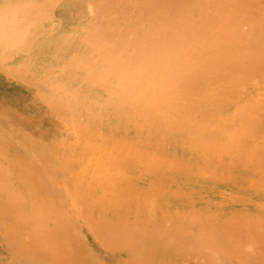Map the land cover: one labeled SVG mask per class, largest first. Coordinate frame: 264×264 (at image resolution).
<instances>
[{"label":"bare ground","instance_id":"6f19581e","mask_svg":"<svg viewBox=\"0 0 264 264\" xmlns=\"http://www.w3.org/2000/svg\"><path fill=\"white\" fill-rule=\"evenodd\" d=\"M39 1L40 0H20L19 3L13 4L14 6L12 5L13 2H10L12 6L5 8L6 4H4L5 7H0V70L14 78L27 81L28 83L32 82L42 87V94L48 103L49 113H52L53 116L57 117L60 121L61 128L63 129V136L58 141V144L53 145V143L44 145L35 140L37 139L36 137H34L35 139H31L23 132L17 134V130L13 125H9L8 127L0 126V223H8L0 236V253L7 254L9 249L6 247H9V244L16 245L18 247L17 250H14L13 254L10 252L12 254L10 256H12L13 259L12 262L10 261L11 264H97L95 262L97 260L94 259H92L94 263H90L89 253L83 248L79 237L80 234L78 233L79 231H77L79 220L83 222V225L89 228L88 230L98 237L106 248H109L111 251L119 252L120 255H125L126 264H154L153 256L151 253H148L149 251L145 246L146 237L149 236L146 234L151 231L155 236H160L164 231L162 232L163 224L161 222L156 223L155 226H147L149 220L145 218L143 213L146 212V215H148L152 205V198L156 195L155 192L159 191L161 188L158 185H150V183L142 182V180L151 173L159 174L164 177L165 180H170L171 182L174 177H177L176 175L197 176V174H204V177L211 176L224 182L238 181V178L241 177L240 181L250 180L249 182H252L251 184L254 186H264V116L260 117V115H258L259 110L257 103V105L255 103H248L245 106L238 105L234 107V101H237L235 95L233 97V102L226 101L228 99L224 98L225 96L227 98H229L228 96H230V98L233 96V94H231V96L228 92L230 90L229 86H231L230 84L233 81L242 83L239 84L236 82L235 84L233 82L234 84L232 85H240L241 87L243 84L247 86H252V84H254V88H256L255 90L250 89L251 91L249 89L248 91L247 89L244 90L243 88L242 91H240L241 87L240 90L238 88L237 92V87L235 86L237 97H239L240 92L244 93L245 91H250L253 93L252 95H254V93H257V90L259 91L261 88H264L262 87L264 86L262 85L264 83V20L262 22H254L252 25L250 24L252 28H250L249 31H245V28H243L244 25L248 23V17L252 19L251 16L254 12L253 10H249L252 3L256 4L262 2L261 5H263L264 0H229L232 1L231 5L228 1L229 7L232 6L235 11L238 9L234 19H231L233 21L229 22V24L225 23L217 27L216 23V27L211 26L209 29H206V26V31H200L202 36L200 35L199 37L192 35L194 33L190 31L191 28L189 27L190 29H188V31L184 30L186 33L183 34L184 36L181 40L183 41L182 44H180L181 41H179L180 38H178L180 34H178L179 31H177L178 36L174 34L175 38L174 35H172L174 39L170 40L171 43L169 41V45L167 44V46H165L164 43L167 42H161L164 44H160V46H163V49L162 47H158L160 52L163 50L165 51L166 48L169 50H167L165 54H162L163 56H160L158 53L159 50H151L152 52L149 50L150 53L148 51V53H146L144 49L146 55L143 57L145 58L139 61L136 60L137 62L135 61V63L131 62L132 64L129 65L127 62V66L121 70H128L130 73L127 77L126 73L123 75L125 79L121 78L120 75H116L118 73H112L116 77L119 76L118 78L120 80L123 79L121 81H124V83L121 85L120 89L118 88L120 87L119 85L117 87L118 90L112 91L110 89L113 84L112 82H115V77H112L113 75L111 74L112 71L109 72L113 66H110V69H108L109 71L107 70L104 72H109L112 76L102 72L103 78L106 75L109 76H107L109 79L106 81V78L100 80V82L103 83L99 81L96 83V79H94V83L92 79L94 77L92 75L91 78H87V82L99 85L98 89L103 86H106V89L102 88V90H98L96 88L95 91H90L91 89L88 88L89 91H86L88 89L84 88V90H81L83 88L79 86L81 93H79V91H72L74 89L70 87V81L75 79L73 78L76 75H74V73L79 71L82 65L77 67L74 64L75 61L72 60L73 58L71 59L69 56L67 58L66 56L65 58H55L52 62L50 61L51 63L48 62L49 60L46 61L52 45H56L60 41L55 40L56 36H50L47 39L40 40L42 33L47 30L46 27L45 30L42 29L44 23L42 24L41 22L49 18L51 10H54L53 8L57 0H55V3H52L51 0H47V2L42 1L43 3ZM80 1L82 0H68L66 5H63L65 7L64 10H62L66 12L65 16L71 14L78 17L79 12H77V9ZM193 1L191 2H193V4L196 3V5L200 3V5H197L199 9L200 7L205 8V6L208 5V1L206 0V2H203L204 4L206 3V5L203 4L204 6H202V0ZM220 1L222 2V0ZM155 2L157 1L155 0ZM170 2L172 6L184 2L185 4L183 3L182 5L183 7L185 5L186 9H189L191 6L189 0H178L175 1L174 4H172L173 0H170ZM209 2L211 1L209 0ZM212 2H214V0ZM217 3H219L218 0ZM158 4H161L163 7H160L161 5ZM158 4L155 6L157 11L154 10V6L152 7L154 11L152 12L155 13V15L151 13L153 15V17L151 15V19L152 22L156 20L160 25L162 19H166L162 17L160 22L157 21V13L160 9H167L172 6H170L169 3L162 4V1L158 2ZM81 6L83 5L81 4ZM178 7H180V5ZM183 7L179 8V10L176 9V7L173 8L177 10V12L181 11V14L178 13L179 16H176V19L181 18L182 23L185 21H183L184 16L187 18L189 15L187 13H190L195 5L192 6V8L190 7V11L188 9L183 10ZM150 9V7L147 9L149 14L152 10ZM262 9H264V6ZM166 11L168 10H164L163 13L165 14ZM144 13H146L145 10ZM183 13L186 14L182 15ZM216 13H219V11ZM81 14L82 13H80V15ZM221 14L222 12L218 15ZM146 16L145 14V17ZM154 16L157 17V19L155 18V20H153ZM166 16L164 17L167 18L168 21L170 16L168 13ZM207 16L210 15L208 14ZM138 17L139 19L141 18L139 15ZM142 18L144 17L142 16ZM190 18L191 17H189V19ZM94 19L96 18L92 19L93 22H96ZM172 19H169V21H177L174 19V21H172ZM145 21L147 20H144V22ZM148 21L151 22L149 16ZM186 21L184 24H188L189 21ZM90 22L92 21L90 20ZM152 22L147 25L151 26L153 24ZM164 22L162 21V23ZM177 22L179 25V20ZM59 23L61 24V20ZM177 24L169 26L172 29V26H177ZM165 25L168 26L167 22ZM187 27L184 29L187 30ZM109 28L110 27H108V29ZM133 28H135L134 25ZM86 29L89 28L86 27ZM165 29H167V27ZM165 29H161L160 32ZM62 30L63 29L58 32H64L66 29ZM70 30L71 29H69V32ZM77 30L79 29L77 28ZM136 30L135 28V31ZM168 30H165L166 35ZM102 31L101 33L97 32L95 37L96 41L100 40L101 43L105 37H109L103 34ZM105 31H107V28ZM150 31V34L154 33L152 30ZM125 33L123 35L126 37ZM63 34L65 35V32ZM162 34L166 36L164 33ZM247 34L250 35L247 36ZM158 35H156V37H150V39L158 38L157 40L159 41L160 38ZM163 35L162 37H164ZM57 36L59 37V35ZM61 36L64 37L63 35ZM250 36L254 43L252 49L246 53H240V38ZM110 37L113 36L111 35ZM83 39L84 37L82 41ZM110 39L113 40V38ZM121 39H119L120 46L117 45L118 42L117 44L115 42V44L117 48L122 51L121 53H126V42L124 44L122 42L123 39ZM75 41H77V39ZM110 42L109 40L108 43L111 48H114L113 50L107 46L108 43L103 46L100 44V49L102 50L105 47L107 49L108 47L115 52L117 49L115 48L116 45L114 46V44H112L111 46ZM176 42H180L179 44L181 46L177 47L176 44L178 43ZM122 43L124 47L121 46ZM152 43L153 41L151 44ZM147 44H149V42ZM127 45L128 47L129 45L132 46V43ZM156 45L157 44L153 45V47L155 46L154 49H156ZM243 45H241V47ZM120 47L124 49L122 48L121 50ZM144 47L148 46L145 45ZM79 48L81 49V47ZM100 49H97L96 52ZM110 49L105 51L108 53ZM141 50H143V47ZM19 51H21L19 55L22 59L17 57V52ZM14 52L16 53L15 58L11 59ZM57 52L59 53V51ZM102 52L104 54L106 53L104 51ZM110 52L111 51H109V53ZM142 52L143 51H141V53ZM53 53L54 51L52 54ZM58 53H56V55ZM127 53L124 55L127 56ZM110 54L112 55V53ZM91 55L92 54H90V56ZM117 55L119 57L118 53ZM94 56L92 59L97 58ZM82 57L81 59H83ZM52 58H50V60ZM111 59L112 58H110V61ZM114 60L116 59L114 58ZM90 61L92 60H87V62ZM128 61L131 60L129 59ZM103 62L101 61V63ZM52 64L63 65L70 70L67 71V69L55 74L56 71H52V67L55 66ZM85 64L86 62L84 63L86 67L87 65ZM95 64L88 65L86 68L91 70ZM123 65H125V63H123ZM89 66L92 67L90 68ZM102 66H104V64ZM114 66L116 67L117 65L114 64ZM96 69L98 71L100 68ZM105 69L107 68L105 67ZM82 70L84 71L85 68L82 67ZM92 71L93 70H91V72ZM91 72L90 74H92ZM237 72L241 73L239 74V79L241 75V80L239 81L238 77L235 78ZM174 73L176 74L174 77L177 79L172 77ZM170 74L173 75L170 76ZM95 75L97 76V74ZM101 77L102 76H100V78ZM89 79L92 80L89 81ZM117 80L118 79H116V81ZM120 80H118L119 83H121ZM94 85H92V89L97 87ZM113 88H116V86ZM231 92L233 93L232 90ZM215 95L219 96V98H214L213 96ZM221 96H223L225 100L220 99ZM250 97L242 99L241 103L245 101L249 102L251 100ZM252 100L254 99L252 98ZM262 106L264 107L263 104ZM36 108L38 109V107ZM23 110L30 114V116L34 113H38L34 106L31 109L23 108ZM231 110L234 111V114ZM229 111L232 112L233 116H231V113L228 115L227 112ZM262 111H260V113H262ZM17 113H19V111ZM5 117L6 115L4 114V118ZM28 120L31 119L28 118ZM132 132H134V134H132ZM19 146H22V149ZM227 146L230 147L229 150L234 149H231V146L238 147L239 153H241V156H239L238 153L239 159L243 157L248 161V169L243 175L234 178L233 175L229 174L220 175L214 168H208L209 170L205 169L206 167L203 169L200 168L199 164H201L200 161L202 158L206 156L205 161L209 162L211 161L210 156L220 151L222 152ZM175 148L192 149L186 156H177L175 154ZM229 152L231 151H228V153ZM237 152L236 154H231L237 157ZM217 159L220 158L218 157ZM217 159L215 164L218 162ZM247 161H245V163H247ZM240 163L242 165L244 164V162ZM242 165L239 164L240 167ZM226 167L223 168L225 169ZM55 169H60L61 175L59 178L55 177ZM231 169L232 168H230V170ZM254 177L259 178L255 179ZM163 190V194L167 193L165 187ZM140 208L142 211L140 210L139 212V218L135 219L137 214L136 210L139 211ZM133 209L135 210L134 213L132 212ZM153 212L156 214L155 210ZM221 217H226L227 220L223 221ZM152 218L154 219V217H151L150 220H152ZM236 219L245 220L246 218L244 219V215H241V213L236 215V213H228L219 210L210 211L206 214H197L190 218L184 215L178 220L176 225L167 224L173 229L168 232L167 235L169 240L167 239L166 244L169 242L172 244L171 247L169 245L170 243L168 244L169 246L167 245L170 248H166V253L169 252V254H171L168 250L171 248L173 249L175 245H178L179 249H181L184 246L188 247L190 244L192 246V244L195 243L200 247L202 258V251L204 249L208 251V253L204 254L206 255L204 259L207 258L206 263L203 261L204 264H226L230 259L229 256L233 253L227 252L230 249L229 247L234 245L233 238L237 232L234 234L232 222ZM257 219L245 220L247 224L246 228L249 227L247 229L248 234L245 233V235L248 236L251 234L252 237L248 236V239H251L252 242L253 240L261 242L260 239L264 238V233L260 231L261 229H258L260 228L258 225L261 226L263 223H260ZM191 222H193V225ZM150 223L149 221V224ZM220 224L223 228L218 226ZM194 226L198 234L197 237L195 236V242L194 240L190 241L192 238L187 237L189 235L191 236L189 228H194ZM243 227H238L241 229L239 232L245 231V225ZM187 232L189 235H187ZM260 232L262 234H260ZM152 233H150L149 239L151 236L153 237ZM81 234L83 235L85 233ZM242 234L239 235V239L241 240L240 243H242L241 236L244 235ZM259 234L263 235L262 238ZM247 236H245V238H247ZM253 237L255 239H252ZM188 238H190V240ZM257 238L260 239L258 240ZM162 242L163 241H161V244ZM256 242L250 244L254 246ZM259 242L258 245L256 243V246L262 250V253L264 249H262L263 246H261V244L263 243L264 245V241L261 243ZM180 245L182 247H180ZM242 245V250L241 248L237 249L235 247L237 252L239 250L242 251V254H240L241 252L239 253L241 256L246 252L244 248L245 244L242 243L241 246ZM198 246L196 249L199 250ZM14 247L15 246H13V248ZM185 247L184 249L186 250ZM235 248H231L230 250H235ZM162 249L161 247V250ZM137 252L140 254L137 255ZM166 253L164 251V254ZM262 255L263 256L259 260L257 259V261L251 259L253 262H250L247 257L248 260L246 261H249V263L242 261V264H264V254L262 253ZM233 256H231L232 259ZM246 256L247 254H244L245 258ZM169 257L168 255L167 258ZM120 259H124V257ZM166 260L163 261V263H165ZM168 261L171 263V259H168ZM1 262H3V260L0 261V263ZM4 262H6V264L9 263L7 260ZM165 264H167V262Z\"/></svg>","mask_w":264,"mask_h":264},{"label":"rangeland","instance_id":"374dc122","mask_svg":"<svg viewBox=\"0 0 264 264\" xmlns=\"http://www.w3.org/2000/svg\"><path fill=\"white\" fill-rule=\"evenodd\" d=\"M10 0H0V3H1V5H0V7L1 6H3V7H5L4 6V4H6V7L5 8H7V7H9V6H12L13 4L15 5V4H17V3H19L20 2V0H11L10 2H13L12 3V5H11V3L9 2ZM15 1V2H14ZM41 1V2H40ZM39 2L40 3H43V2H47V0H40ZM43 1V2H42ZM52 1V3L54 2L55 3V0H51ZM64 0H57L56 1V5H54V10H51V14H50V16H49V18H47L46 20H42V24L44 25L43 26V28L42 29H44L45 30V27H46V31H44L43 33H42V36H41V38H40V40L41 39H47L48 37H50V36H56V39L55 40H57V41H60V42H56V43H54V44H56V45H58V46H56V45H52V48H51V50L49 51V53H48V51H47V53H48V57L46 58V61L47 60H49L48 62L49 63H51L52 62V60H54L55 58H65V56H66V58L69 56V58H73L72 60L73 61H75L74 62V64L77 66V67H80L81 65H82V67L83 68H85V70L83 71L82 70V67H80L81 69L79 70V71H76L75 73H74V77L73 78H75V79H73V80H71L70 81V87L72 88V89H74V90H72L73 92H78L79 91V93H81V90H84V88H86V89H91L90 91H95L96 90V88L98 89L99 87V85H94V84H92V82H87L88 81V77H90L91 78V75L94 77V78H92L93 79V81H94V79H96L97 80V82L96 83H98V81L100 82V80H102V78H103V73L104 74H108L109 76H112L113 74H116V73H118V74H116V75H120L121 76V78H123V79H125L124 77L125 76H123V75H125V73L127 74L126 75V77L130 74L129 72H128V70H126V71H121V70H123L124 69V67H126L127 66V62H128V65L129 64H132V63H135V61L137 60V61H139L140 59H143V58H145V57H143V56H145L146 55V53H148L149 52V50L151 51V50H155V51H158V53L160 54V56H163L162 54H165L166 52H167V48H166V50L164 51H161L160 52V49L158 48V47H162V49H163V46H160V44H163L164 42H167V43H164L165 44V46H167V44L169 43V41L170 40H172V39H174V37H175V35H177L178 36V34H180L179 36H178V38H180V40L179 41H181L182 39H183V34H185L186 32L185 31H188V29H190V31L191 32H193L194 34H192V35H194L195 37L196 36H200L202 33V31L204 32V31H206V29H209V27L211 28V26H213V27H216V23H217V27L218 26H220L221 24H225V23H228L229 24V22H231V21H233V20H231V19H234V16H235V14L238 12V9H237V11H235V9L231 6V7H229L231 4H232V1H229V0H222V2L220 1V0H218V2L219 3H217V0H214V2H212L213 0H210L211 2H209V0H206V1H208L207 2V4L208 5H206V3L204 4L203 2L205 1V0H202L201 1V3H202V6H204V5H206L205 6V8H201L200 7V9H199V7H197V5H200V3L199 4H197L196 5V3L195 4H193V0H189L190 2L191 1H193V2H191V3H189L191 6V8H192V6H194L195 5V7H193L192 9H191V12L189 13L188 11V13L187 14H189L188 15V17L187 18H185V16H184V18H183V21L185 20H187V21H189L188 22V24L187 23H185L184 24V22L182 23V19L181 18H179V19H176V16L178 17L179 15H178V13H180L179 11L177 12V10H174L173 8L174 7H176V9H178L179 10V8H182L183 7V3L184 2H182L181 4L179 3L178 5H176V6H172V5H170V0H160V1H162V4H168L169 3V5L170 6H172L171 8L170 7H168L167 9L165 8H163L162 10L159 8V6H158V8L160 9V13L158 12L157 13V17H158V19H157V17H155L154 16V18H153V20H155V18L157 19V21H159L160 22V20L162 19V17L164 18V19H166V20H163L162 19V21L164 22V23H162V21H161V23H160V25L156 22V20L154 21V22H152V19H151V13H153L154 11H153V9H152V7L154 8V10H156V8H155V6H157V4H158V2H160V1H158V0H156L157 2H155V0H97V2H96V0L94 1V0H82V1H80V3H79V6H78V9H77V12H79V16L78 17H76V15H71V14H67V16H65V14H66V12H63L62 10H64V7L65 6H63V5H66V2L68 1V0H65L64 2H63ZM172 1V0H171ZM175 1H178V0H173V3L172 4H174V2ZM185 1H187V0H185ZM197 1H199V0H197ZM196 1V2H197ZM205 1V2H206ZM227 1V2H226ZM230 2V5H228V3ZM9 2V3H8ZM62 2H63V4H62ZM93 4H92V3ZM221 2V3H220ZM225 2H226V4H225ZM8 3V4H7ZM177 3V2H176ZM261 3L262 2H260V3H256V4H254V3H252V5L250 6V9L249 10H253V15L251 16V18L253 19H250L249 17H248V23H247V21H246V25H244V27L243 28H245V31H249L250 30V28H252L251 27V25H252V23H254V22H262L263 20H264V9H262V7L264 6V3H263V5H261ZM81 4L83 5V6H81ZM86 4V5H85ZM185 4V3H184ZM193 4V5H192ZM204 4V5H203ZM218 4V5H217ZM222 4V5H221ZM13 5V6H14ZM61 5V6H60ZM85 5V6H84ZM158 5H161V4H158ZM180 5V7H178ZM182 5V6H181ZM188 5V4H187ZM63 6V7H62ZM168 6V5H167ZM166 6V7H167ZM189 6V5H188ZM217 6V7H216ZM254 6H256V7H254ZM84 7H85V9H84ZM151 8L150 10H151V12H150V14H149V12H147V9L148 8ZM160 7H163L162 5L160 6ZM165 7V6H164ZM178 7V8H177ZM190 7H189V9H190ZM223 7V8H222ZM216 8V9H215ZM218 8H220V9H218ZM225 8V9H224ZM258 8H259V10H258ZM81 9V10H80ZM84 9V10H83ZM170 9V10H169ZM172 9V10H171ZM188 9V8H187ZM186 9V7H185V5H184V7H183V10H187ZM188 9V10H189ZM202 9V10H201ZM65 10H66V8H65ZM83 10V11H82ZM144 10H145V12L146 13H144ZM164 10H168V11H166L165 12V14L163 13L164 12ZM182 10V11H183ZM256 10V11H255ZM54 11V12H53ZM55 11H57V12H55ZM87 11V12H86ZM153 11V12H152ZM157 11V10H156ZM174 11V12H173ZM190 11V10H189ZM219 11V13H221L222 12V14L221 15H218L219 13H216V12H218ZM142 12V13H141ZM163 14H162V13ZM175 14V16H174V14ZM246 12H248V11H246ZM256 12H257V14H256ZM80 13H82L81 15H80ZM95 13V14H94ZM104 13V14H103ZM141 13V14H140ZM169 14V16L170 17H172L174 20H179V22H180V24L178 25L177 23V21H175V22H171V21H169V19L171 20L172 18H170L169 17V19H168V21H167V18H165L164 16H166V14ZM176 13H177V15H176ZM212 13V14H211ZM233 13V14H232ZM57 14H60V15H57ZM93 14V15H92ZM97 14V15H96ZM145 14L147 15L146 17H145ZM162 14V15H161ZM181 14V13H180ZM184 14H186V13H183L182 15H184ZM210 15V16H207V15ZM250 14V13H249ZM78 15V14H77ZM100 15H103V16H100ZM138 15L141 17L140 19H139V17H138ZM153 15H155V13H153ZM153 15H152V17H153ZM182 15H180V16H182ZM231 15V16H230ZM70 16V17H69ZM82 16V17H81ZM105 16V17H104ZM142 16L144 17V18H142ZM148 16H149V20H151V22L154 24H152L151 26L150 25H147V24H151V22H149L148 21ZM207 16V17H206ZM96 18V19H94V21H96V22H93V18ZM98 17V18H97ZM166 17H168V16H166ZM189 17H191L190 19H189ZM202 17V18H201ZM204 17V18H203ZM215 17V18H214ZM61 18V19H60ZM62 18H64V19H62ZM66 18H68V19H66ZM138 18V19H137ZM147 18V19H146ZM206 18V19H205ZM222 18V19H221ZM51 21H50V20ZM74 19V20H73ZM172 19V21H174ZM210 19V20H209ZM220 19V20H219ZM61 20V24L59 23V21ZM73 20V21H72ZM90 20L92 21V22H90ZM136 20H137V22L139 23H137L136 22ZM144 20H147L148 21V23H147V21H145L144 22ZM224 20V21H223ZM229 20V21H228ZM251 20V21H250ZM77 21V22H76ZM186 21V22H187ZM215 21V22H214ZM223 21V22H222ZM55 23V24H53V23ZM81 22V23H80ZM89 22H90V24H89ZM113 22V23H112ZM117 22H118V24H117ZM141 22V23H140ZM167 22V24H168V26L169 25H175V24H177V26H172L173 28L171 29V27L169 26V30H168V26H166L165 25V23ZM191 22H193V23H191ZM202 22H203V24H202ZM76 23V24H75ZM81 25H80V24ZM93 23H95V24H93ZM138 25H136V24ZM157 23V24H156ZM207 23V24H206ZM211 23V24H210ZM214 23V24H213ZM45 24H47V25H45ZM58 24V25H57ZM72 24V25H71ZM163 24H164V26H163ZM183 24H184V26H183ZM192 24V25H191ZM251 24V25H250ZM50 25H52V26H50ZM63 27H62V26ZM93 25V26H92ZM98 25H100V26H98ZM112 25V26H111ZM133 25H134V27L137 29L136 31H135V28H133ZM136 25V26H135ZM143 25V26H142ZM159 27H157V26ZM194 25V26H193ZM49 26H50V28H49ZM56 26V27H55ZM57 26H58V28H57ZM71 26H74V27H71ZM76 26V27H75ZM98 26V27H97ZM105 26V27H104ZM117 26V27H116ZM151 28H150V27ZM167 27V29H165L166 27ZM180 26V27H179ZM187 27V30L186 29H184V28H186ZM207 26V27H206ZM48 27V28H47ZM54 27V28H53ZM66 27V28H65ZM86 27L87 28H89V29H86ZM97 27V28H96ZM108 27H110L109 29H108ZM119 27H120V29H119ZM143 29H142V28ZM147 27V28H146ZM154 27V28H153ZM156 27V28H155ZM177 27H178V29H177ZM190 27V28H189ZM199 27V28H198ZM202 27V28H201ZM204 27V28H203ZM205 27H206V29H205ZM55 28H57V29H55ZM77 28L79 29V30H77ZM81 28V29H80ZM94 28V29H93ZM106 28H107V31H105L106 30ZM113 28H114V30H113ZM133 28V29H132ZM150 28V29H149ZM165 29V30H168V32H167V35H166V31L165 30H163L162 32H160V30L161 29ZM180 28H182V29H180ZM54 29H55V31H54ZM61 29H63V30H65L64 32H65V35L63 34L64 32H58V31H60ZM69 29H71L70 30V32H69ZM91 29H92V31H91ZM139 29V30H138ZM148 29V30H147ZM157 29V30H156ZM177 29V30H176ZM62 30V31H63ZM77 30V31H76ZM90 30V31H89ZM102 31V33L103 34H106V36H109V37H105V39L103 40V42L104 41H108L109 42V40L111 41L110 42V44H111V46H112V44H114V46L117 44V42H118V44L117 45H119L120 46V42H119V39H121L122 40V42L125 44V42H126V50H125V52L127 53V56L126 55H124V54H126V53H121L122 51H120L119 50V48H117V45L115 46V48H117L116 50H115V52H113L112 50L114 49V48H111L110 47V45H109V43L108 42H104V44H103V42L101 43L100 42V40H97L96 41V35H97V32H100L101 33V31ZM140 30H142V31H140ZM150 30H152V32H154L153 34L151 33H149V31ZM154 30H156V31H154ZM185 30V31H184ZM50 31H51V33H50ZM94 31V32H93ZM114 31V32H113ZM177 31H179V33L177 32ZM201 31V32H200ZM47 32H49V33H47ZM58 32V33H57ZM116 32V33H115ZM126 32V33H125ZM142 32H143V34H142ZM151 32V31H150ZM176 32V33H175ZM77 33V34H76ZM94 33V34H93ZM109 33V34H108ZM111 33V34H110ZM114 33V34H113ZM122 33V34H121ZM126 34V37H125V35H123V34ZM162 33H164L166 36H164ZM170 33V34H169ZM178 33V34H177ZM46 34V35H45ZM50 34V35H49ZM145 34V35H144ZM158 34H160V35H158ZM175 34V35H174ZM182 34V35H181ZM57 35H59V37L61 36V35H63L64 37H58ZM113 36V37H110V36ZM123 35V36H122ZM141 35V36H140ZM152 35V36H151ZM156 35H158L159 36V41L155 38H151L150 39V37H153V36H155L156 37ZM162 35L164 36V37H162ZM172 35H174V37L172 36ZM250 34H247V36H249ZM169 36H170V38H169ZM181 36V37H180ZM202 36V35H201ZM84 37V39H83V41H82V38ZM86 37V38H85ZM140 39H139V38ZM148 37V38H147ZM162 37V38H161ZM59 38V39H58ZM110 38H113V40H111ZM117 38H118V40H117ZM129 38V39H128ZM133 38H134V40H133ZM165 38V39H164ZM176 38V37H175ZM77 39V41H75ZM95 39V40H94ZM108 39V40H107ZM132 39V40H131ZM147 39H148V41H147ZM167 39H169V40H167ZM158 41V43H157V41ZM162 40V41H161ZM167 40V41H166ZM90 41V42H89ZM95 41V42H94ZM132 43V46L131 45H129V47H128V45L127 44H131L130 42ZM140 41V42H139ZM143 41V42H142ZM153 41V43L151 44V42ZM64 42V43H63ZM77 42V43H76ZM115 42H116V44H115ZM127 42H129V43H127ZM134 42H136V43H134ZM138 42V43H137ZM149 42V44H147ZM161 42H163V43H161ZM73 43V44H72ZM87 43H88V45H87ZM92 43V44H91ZM96 43V44H95ZM108 43V47H110V48H108L107 47V49H106V47L104 48V49H100V44L103 46V45H106ZM123 43H122V45L121 46H123L124 47V45H123ZM141 43V44H140ZM170 43H171V41H170ZM176 43H178V44H176V46L177 47H180L181 45L180 44H182L183 43V41H181V43L180 42H176ZM180 43V44H179ZM72 44V45H71ZM82 44V45H81ZM137 44V45H136ZM140 44V45H139ZM155 44H157V45H159V46H157L156 45V49H154V47H153V45H155ZM163 44V45H164ZM239 44H240V53H246L247 51H250V49H252V45L254 44L253 43V40L251 39V36L250 37H245V38H243V37H241L240 38V42H239ZM245 46H244V45ZM76 45V46H75ZM145 45H147L148 47H144ZM169 45V44H168ZM179 45V46H178ZM241 45H243L242 47H241ZM54 46H56V47H54ZM72 46V47H71ZM118 46V47H119ZM139 46V47H138ZM165 46H164V48H165ZM176 46L174 45V47L176 48ZM63 47V48H62ZM79 47H81V49L79 48ZM85 47H87V48H85ZM98 47V48H97ZM122 47V48H123ZM135 47V48H134ZM142 47H143V50H141L142 49ZM60 48V49H59ZM83 48V49H82ZM85 48V49H84ZM102 48V47H101ZM122 48L120 47V49L122 50ZM132 48V49H131ZM138 48V49H137ZM149 48H153V49H149ZM80 49V50H79ZM95 49V50H94ZM97 49H100V50H98L97 52H96V50ZM108 49H110L109 51H111L110 53H112V55L109 53V51H108V53H107V51H105V50H108ZM124 49V48H123ZM129 49V50H128ZM135 49V50H134ZM137 49V50H136ZM144 49H145V51H146V53L144 52ZM54 51V53L52 54V52ZM59 51V53L57 52V51ZM79 50V51H78ZM83 50V51H82ZM119 50V51H118ZM143 51L142 53H141V51ZM69 51V52H68ZM87 51V52H86ZM102 51H104V52H106L105 54L102 52ZM118 51V52H117ZM124 51V50H123ZM148 51V52H147ZM169 51V50H168ZM244 51V52H243ZM133 52V53H132ZM152 52V51H151ZM21 53V51H19V52H17V57H20V54ZM56 53H58L57 55H56ZM65 53V54H64ZM68 53V54H67ZM94 53H95V56H94ZM99 53V54H98ZM117 53L119 54V57H118V55H117ZM150 53V52H149ZM15 52H14V55H13V57L11 58V59H13V58H15ZM67 54V55H66ZM77 54H78V56H77ZM81 54H83V55H81ZM88 54V55H87ZM90 54H92L91 56H90ZM97 54H98V56H97ZM103 54V55H102ZM131 54V55H130ZM51 57H50V56ZM83 58V59H81V57ZM116 55V56H115ZM123 57H122V56ZM135 55V56H134ZM138 57H137V56ZM140 55V56H139ZM73 56V57H72ZM77 56V57H76ZM97 57V58H93L92 59V57ZM100 56V57H99ZM108 56V57H107ZM110 56V57H109ZM115 56V57H114ZM120 56H121V58H120ZM126 56V57H125ZM53 57V58H52ZM102 57H105V58H102ZM132 57V58H131ZM135 57V58H134ZM137 57V58H136ZM21 58V57H20ZM50 58H52L51 60H50ZM80 58V59H79ZM110 58H112L113 60H114V58L116 59V60H112L111 59V61H113V62H111L110 61ZM125 58V59H124ZM139 58V59H138ZM22 59V58H21ZM78 59V60H77ZM105 61H104V60ZM131 60V61H128V60ZM132 59H134V60H132ZM87 60L89 61V60H92V61H90L92 64H95V65H93V67L92 66H89L90 68L92 67V69L91 70H95L96 68H100L98 71H97V69L94 71V72H96V73H94L93 71L91 72V70H89V68H86L88 65H92L90 62H87ZM97 60V61H96ZM119 60V61H118ZM121 60V61H120ZM51 61V62H50ZM101 61L103 62V63H101ZM111 63H109V62ZM136 61V62H137ZM86 62V64L85 65H87L86 67L84 66V63ZM122 62V63H121ZM132 62V63H131ZM100 63V64H99ZM117 63V64H116ZM123 63H125V65H123ZM104 64V66H102V65ZM107 66H106V65ZM114 64L115 65H117L116 67L114 66ZM122 64V65H121ZM52 65H54L55 67H52V71L53 72H55V74H58V72H62V71H65V70H67L68 68L66 67V66H63V65H55V64H52ZM99 65V66H98ZM100 65H101V67H100ZM110 66H113V70L111 69L110 71L108 70V69H110L109 67ZM120 66V67H119ZM94 67H95V69H94ZM105 67L107 68V69H105ZM118 68V69H117ZM59 69V70H58ZM87 69V70H86ZM70 69H68L67 71H69ZM82 70V71H81ZM89 70V71H88ZM109 71V72H111V74L112 75H110L109 74V72H104V71ZM115 71V72H114ZM79 72V73H78ZM90 72L92 73V74H90ZM103 72V73H102ZM124 72V73H123ZM78 73V74H77ZM84 73V74H83ZM80 74V75H79ZM95 74H97V76L95 75ZM99 74H101V75H99ZM236 74V73H235ZM234 74V75H235ZM239 74H241V73H239V72H237V75H235V78H237L238 77V81L239 80H241V75H240V79H239ZM83 75H84V77H83ZM99 75V76H98ZM108 75H104L105 77L103 78V80L105 79V81L107 80V79H109V78H107V76ZM173 74H170V76H172ZM176 74L174 73V75L172 76V77H174ZM100 76H102L101 78H100ZM108 76V77H109ZM77 77H79V78H77ZM83 77V78H82ZM112 77H115L114 78V81L115 82H112L113 84H112V87L110 88L112 91H114V90H118V88L120 89L121 88V85L124 83V81H121V80H123V79H119L118 77L119 76H112ZM172 77H170V78H172ZM82 78V79H81ZM86 78V79H85ZM100 78V79H99ZM111 78V77H110ZM175 78V77H174ZM191 78V77H190ZM234 78V79H235ZM80 79V80H79ZM92 79H89V81L90 80H92ZM116 79H118V80H120V82L121 83H119V81L117 80L116 81ZM175 79H177V78H175ZM79 80V81H78ZM84 80V81H83ZM236 80V79H235ZM105 81H104V83H105ZM80 82V83H79ZM234 82V81H233ZM231 83L230 85L231 86H229V89H227V90H229L228 92L230 93V95L231 94H233V96L230 98V96H228L229 98H230V100H229V98H227L226 96L224 97V98H226V99H228V100H226V101H234V95L237 97L238 95H236V93H235V86L237 87L236 88V90H237V92H238V88H239V90H240V88H241V90L240 91H242V89L244 88V90H246L247 89V91H248V89L250 90H255L256 88H254L255 87V85L254 84H252V86L251 85H242L241 87H240V85H232V84H236V82L237 81H235L234 83ZM6 83V84H5ZM13 83V84H12ZM86 83V84H85ZM94 83H95V81H94ZM100 83H103V82H100ZM115 83H116V85H115ZM237 83H239V84H241L240 82H237ZM12 84V85H11ZM19 86H18V85ZM25 84V85H24ZM82 84H83V86H82ZM88 84V85H87ZM257 84V83H256ZM3 85H5V86H3ZM68 85H69V81H68ZM92 85H94V86H97V87H94L93 89H92ZM118 85L120 86V87H118ZM254 85V86H253ZM262 85H264V83L262 84ZM7 86V87H6ZM32 86V87H31ZM75 86V87H74ZM81 88H83V89H81L80 90V87ZM88 86V87H87ZM116 86V88H113V87H115ZM233 86V87H232ZM244 86V87H243ZM248 88H247V87ZM5 87V88H4ZM25 87V88H24ZM231 87H232V89H231ZM251 87V88H250ZM262 87H264V86H262ZM42 87L40 86V85H38V84H35V83H32V82H30V83H28L27 81H22V80H20V79H17V78H14L13 76H10V75H8V74H6L5 72H3V71H1L0 70V99H2V100H0V126L2 125V126H5V127H8L9 125H13V126H15V128H16V132H17V134H19L20 132L22 133H25V135H27V137H29V138H31V139H35L34 137H36L37 139H35V140H37L38 142H40L41 144H44V145H49V144H53V145H55V144H58V141L61 139V137L63 136V129L61 128V124H60V121L58 120V118L57 117H55V116H53V114L52 113H49V107H48V103H47V101H46V98L44 97V95L42 94V91H43V89H41ZM102 88H105L106 89V86H103ZM102 88H100V89H98V90H102ZM113 88V89H112ZM252 88H254V89H252ZM16 89V90H15ZM27 89V90H26ZM85 89V90H86ZM89 89L88 90H86V91H89ZM264 88H261L259 91L257 90V93H254V95H252L253 93H251L250 91L249 92H247V91H245L244 93H242V92H240V95H239V97H235V99H237V101H234V103H235V105H234V107L235 106H238V105H241V106H245V105H247L248 103H257L258 104V110H259V114L258 115H260V117L262 116H264V107L262 106V104L264 105V90H263ZM30 90V91H29ZM109 90V89H108ZM107 90V91H108ZM226 90V91H227ZM231 90L233 91V93L231 92ZM262 91V92H261ZM247 92V94L245 95V93ZM18 93V94H17ZM241 93H242V95H241ZM251 95V97H250V95ZM256 94V95H255ZM41 95V96H40ZM243 95H245V96H243ZM216 96V97H215ZM215 96H213L214 98H219V96H217V95H215ZM244 97V98H243ZM248 97H250V99L252 100V98L254 99V100H250L249 102L248 101H245V102H242L241 103V100L242 99H245V98H248ZM14 98V99H13ZM223 98V96H221V98L220 99H224ZM17 99V100H16ZM225 100V99H224ZM240 102H239V101ZM2 103V104H1ZM23 103H24V105H23ZM241 103V104H240ZM243 104V105H242ZM256 104V105H257ZM11 105V106H10ZM18 105V106H17ZM31 105H33L34 107H35V109L37 110V112L38 113H34L32 116H30V114H28V113H26V111H24L23 110V108H32L33 106H31ZM262 106V107H261ZM2 107V108H1ZM11 109H10V108ZM15 107V108H14ZM17 107V108H16ZM23 107V108H22ZM36 107H38V109L36 108ZM261 109H260V108ZM8 108V109H7ZM40 108H41V111H40ZM3 109V110H2ZM234 109V108H233ZM263 110V111H262ZM10 111V112H9ZM16 113H15V112ZM19 111V113H17ZM232 112H233V114H234V111L233 110H231ZM231 111H229V112H227L228 113V115H229V113H231V116H233V114H232V112ZM260 111H262V113H260ZM2 112V113H1ZM24 113V114H23ZM4 114L6 115V117L4 118ZM47 114V115H46ZM3 115V116H2ZM28 116V117H26V116ZM43 115V116H42ZM26 118H25V117ZM30 116V117H29ZM16 118V119H15ZM28 118H30L31 120H28ZM32 118H34V119H32ZM43 118V119H42ZM49 118H51V119H49ZM18 120V121H17ZM24 120H25V122H24ZM41 121H42V123H41ZM56 121V122H55ZM24 122V123H23ZM55 122V123H54ZM45 125V126H44ZM52 125V126H51ZM20 126V127H19ZM31 127V128H30ZM48 127V128H47ZM53 127V128H52ZM20 129V130H19ZM43 130V131H42ZM46 131V132H45ZM31 134H32V136H31ZM48 134V135H47ZM50 134V135H49ZM132 134H134V132H132ZM30 135V136H29ZM45 136V137H44ZM39 139V140H38ZM44 142V143H43ZM45 142H47V143H45ZM21 149H22V146H19ZM234 148V149H233ZM236 146H231V149H233V150H229L230 149V147L229 146H227L226 148H225V150H222V152L220 153V152H218L219 153V155H218V153H216V154H213V156H210V158H211V161H205L206 160V156L204 157V158H202L201 159V164H199V166H200V168L201 169H203V168H205V169H208V168H210V169H213L214 168V170L216 169V171L221 175H233L234 176V178L235 177H239V176H241V175H243L244 173H245V171L248 169V166H249V163H248V161L247 160H245L243 157H240V159H239V157H238V153L240 152L239 151V148L237 147L236 149ZM192 149V148H191ZM191 149H185V148H175L174 150H175V154L177 155V156H186L187 154H188V152L189 151H191ZM227 149V150H226ZM238 149V150H237ZM236 150V151H235ZM228 151H231V152H229L228 153ZM238 151V152H237ZM236 152H237V157H236V155H232L231 153H233V154H236ZM228 153V154H227ZM216 155V156H215ZM223 156V157H222ZM239 156H241V153H239ZM220 158V159H217V158ZM215 159V160H214ZM216 159L218 160V162H217V164H215V162H216ZM239 159V160H238ZM238 160V161H237ZM244 160V161H243ZM220 161V162H219ZM237 161V162H236ZM245 161H247V163H245ZM205 162H206V164H205ZM223 162H224V164H223ZM240 162H244V164L242 165ZM235 163V164H234ZM239 164L240 165H242L241 167L239 166ZM206 165V166H205ZM208 165V166H207ZM221 165V166H220ZM238 165V166H237ZM226 167L225 169L223 168V167ZM232 166V167H231ZM216 167V168H215ZM237 167H238V170H237ZM230 168H232L231 170H230ZM222 169H223V173H222ZM236 169V170H235ZM209 170V169H208ZM234 170V171H233ZM243 171V172H242ZM221 172V173H220ZM54 173L57 175H55V177L56 178H59L60 177V175H61V173H60V169H55L54 170ZM177 177H174L173 179H172V182L169 180H165L164 179V177H162L161 175H159V174H156V173H151V174H149L144 180H142V182H145V183H150V185H158V186H160L161 188H160V190L159 191H157V192H155V196H153V198H152V205H151V209H150V212L148 213V215H146V212H143L144 213V216H145V218L147 219V220H149L151 223L149 224V221H148V225L147 226H149V227H151V226H155V224L156 223H158V222H161L162 224H163V229H162V232L164 231V233L162 234L161 233V235L159 236V235H154L151 231H150V233H152V235H153V237L151 236V238L149 239L148 237L150 236V233L148 234H146L148 237H146V241H145V246L147 247V250L149 251L148 253H151L152 254V256H153V262H154V264H165L166 262H167V264H168V259H171V263L169 262V264H204L203 263V261H205V263H206V260H207V258H205L204 259V257H206V255H204V254H206V253H208V251L206 250V249H204L203 250V248H202V253H203V258H202V255H201V251H200V247L198 246V245H196L195 243H193L192 244V246H191V244L190 245H188V247H185L186 248V250L184 249V247H182L181 245H180V247H182L181 249H179V246L177 245H175V244H173V245H175L176 246V248H175V246H174V248L171 250V249H169L168 251H170V253L171 254H169V252L168 253H166V248H170L171 247V244L172 243H170L169 241V243H167L166 244V242H167V239H168V232H170L173 228H171V227H169L170 225H176L177 223H178V220L179 219H181V217L182 216H189V218L191 217V216H194V215H197V214H206V213H208V212H210V211H217V210H219V211H223V212H228V213H236V215L238 214V213H241V215L243 214L244 215V219L245 220H256L257 219V217H258V219H257V221H259L260 223L262 222L263 223V225H258V227H260V228H258L260 231H262V233H264L263 232V230H264V186H259V185H252L251 183L252 182H249V181H240V179H241V177H239L238 178V181H226V182H224V181H222V180H219V179H216V178H213V177H211V176H206V177H204V174H197V176H187V175H176ZM255 179H257V178H259V177H254ZM254 178H251V179H254ZM218 183V184H217ZM250 184V185H249ZM166 188L167 189V193H165V194H163V188ZM228 188V189H227ZM155 206V207H154ZM155 208V209H154ZM140 210H141V208L139 209V211L138 210H136V212H137V214H136V212H135V214H136V217H135V219H138L139 218V212H140ZM155 210V213L156 214H154V212L153 211ZM134 209L132 210V212L134 213ZM142 211V210H141ZM247 212V213H246ZM151 217H154V219H155V221H154V219L152 218V220H150L151 219ZM255 218V219H253V218ZM223 218V219H222ZM263 218V219H262ZM221 220H227V218L226 217H221ZM245 220H239V219H236L235 221H233L232 222V224H233V228H234V234L236 233V235H238V236H236V235H234V238H233V244L234 245H232V247H229L230 249L231 248H241V247H243V245L241 246V244L242 243H244L245 244V246H244V248H245V250H246V252L244 253V254H247V256H246V258L244 257V254L241 256L240 254H242V251H236L237 249L235 248V250H230L229 248V250H228V252L227 253H232V255L231 256H233V259H232V257L231 256H229V260L227 261V263L228 264H242V261H244L245 263H249V261H246V260H248L247 259V257L249 258V260H250V262L253 260V261H257V259L259 260L263 255H262V253L264 254V251L261 253V251L262 250H260L259 249V247L258 246H256V243H257V245H258V242L259 241H257L256 242V240H253V242H256L255 243V245L253 246L252 244H254L252 241H251V239L249 240L248 239V236H250V237H252V235L250 234V235H245V233H247L248 234V228H246L247 227V224H246V221ZM80 222V224L78 223L77 225V227H78V229H77V231H79L78 233L80 234L79 235V237H80V240H81V243H82V245H83V248L89 253V261H90V263H94L93 261H92V259H94V260H97V261H95L97 264H126V260H125V255H120L119 254V252H115V251H111L109 248H106L102 243H101V241L98 239V237L94 234V233H92L90 230H88L89 228L86 226V225H83L82 223V221L81 220H79ZM146 221V220H145ZM147 222V221H146ZM243 222V223H242ZM192 223V225H193V222H191ZM259 223V224H260ZM167 224H170L169 226L167 225ZM8 225V223L7 222H4V223H0V236H1V234H2V231L4 230V228L6 227ZM245 225V231L244 232H242V231H240L239 232V230H241V229H239V228H242L243 226ZM84 227V228H81V227ZM167 226V227H166ZM218 226H220V227H222L223 228V226L220 224V225H218ZM236 226V227H235ZM165 227V228H164ZM172 227H174V226H172ZM239 227V228H238ZM81 228V229H80ZM244 228V227H243ZM83 229V230H82ZM190 229V234H191V236L189 235V233L187 234V235H189V236H187V237H190V238H192L191 240H190V238H188L190 241H193L194 240V242H195V238L197 237V232L195 231V226H194V228H189ZM238 229V230H237ZM193 231V234H192V231ZM197 230V229H196ZM242 230H244V229H242ZM246 230H247V232H246ZM189 231V230H188ZM245 235V236H247V238H245V236L242 234V233ZM81 233H85V234H83L84 235V237H83V235L81 234ZM86 233H87V236H86ZM239 233V234H238ZM244 236H241L242 237V243H240V236L239 235H241V234ZM261 232H260V234H262ZM159 234V233H158ZM259 234V235H260ZM258 235V236H259ZM92 236V237H91ZM196 236V237H195ZM261 236V238H262V236L263 235H260ZM87 237V238H86ZM238 237V238H237ZM249 237V238H250ZM257 237V236H256ZM264 237V236H263ZM84 239V240H83ZM159 239V240H158ZM250 241H248V240ZM252 239H255L254 237L252 238ZM258 240L260 239V238H257ZM263 239V241H264V238H262ZM262 239H260V241L261 242H263L262 241ZM153 240H156V241H153ZM169 240V239H168ZM153 241V242H152ZM161 241H163L162 242V244H161ZM165 241V242H164ZM85 242V243H84ZM148 242V243H147ZM156 242V243H155ZM238 242H239V245H238ZM249 242V243H248ZM261 242H259V243H261ZM160 243V244H159ZM163 243H164V245L165 246H167L168 244L170 245V247H165L164 245H163ZM250 243H252V244H250ZM150 244H151V247H150ZM157 244V245H156ZM85 245V246H84ZM173 245H172V247H173ZM238 245V246H237ZM9 247H6V248H8L9 249V252L6 254V253H0V261H2L3 260V262H1L0 264H6V262H4L5 260H7V262H9L8 264H11V262H12V256H10V255H12L13 254V251L14 250H17V246L16 245H14V244H9L8 245ZM13 246H15L14 248H13ZM156 246V247H155ZM164 249H162L161 250V247ZM190 246H191V248H190ZM198 246V248H199V250L198 249H196V247ZM240 246V247H239ZM260 246V245H259ZM261 246H263L262 247V249H264V245H263V243L261 244ZM193 247V248H192ZM88 248H89V250H88ZM195 248V249H194ZM7 249V250H8ZM102 249V250H101ZM178 249V250H177ZM187 249H189V250H187ZM192 249V250H191ZM11 250V251H10ZM93 250V251H92ZM179 250H182V251H179ZM241 250H242V248H241ZM161 251V252H160ZM164 251H165V253L166 254H164ZM173 251V252H172ZM230 251V252H229ZM12 254H11V253ZM200 252V253H199ZM241 252V253H240ZM115 255H114V254ZM240 253V254H239ZM113 254V255H112ZM119 254V255H118ZM126 254V253H125ZM137 255H139L140 253L139 252H137L136 253ZM236 254V255H235ZM4 255H5V257H4ZM165 255V256H164ZM168 255L171 257H169V258H167L168 257ZM230 255V254H229ZM8 256V257H7ZM117 256V257H116ZM164 256V257H163ZM96 257V258H95ZM123 258L124 257V259H120V258ZM10 258H11V260H10ZM2 259V260H1ZM167 259V260H166ZM243 259H245V260H243ZM252 259V260H251ZM9 260V261H8ZM98 260H100V261H98ZM166 260V262L165 263H163V261H165ZM11 261V262H10ZM252 261V262H253ZM226 263V264H227Z\"/></svg>","mask_w":264,"mask_h":264}]
</instances>
